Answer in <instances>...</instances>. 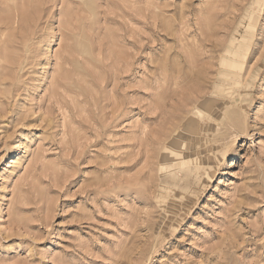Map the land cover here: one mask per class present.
<instances>
[{
  "label": "rangeland",
  "instance_id": "374dc122",
  "mask_svg": "<svg viewBox=\"0 0 264 264\" xmlns=\"http://www.w3.org/2000/svg\"><path fill=\"white\" fill-rule=\"evenodd\" d=\"M0 264H264V0H0Z\"/></svg>",
  "mask_w": 264,
  "mask_h": 264
},
{
  "label": "bare ground",
  "instance_id": "6f19581e",
  "mask_svg": "<svg viewBox=\"0 0 264 264\" xmlns=\"http://www.w3.org/2000/svg\"><path fill=\"white\" fill-rule=\"evenodd\" d=\"M15 11L17 13V10H15ZM239 55H240V53L237 52V51L231 52V56L232 57H228V56L226 57V55H225V57H224V59L222 61L224 69L221 70V77H222V79H224V81L225 80L226 81L230 80L231 83H237V81L233 80V76L234 77L236 76L235 69L236 68H240V70L243 69V61L242 60L240 61L238 59ZM230 85H232V84H230ZM226 87H227V85H226ZM227 88L224 89V90L226 91ZM170 133H171V131H170ZM170 155L173 157L175 162L172 163V165H170V166L169 165H164L163 168H165V169L171 168L170 169L171 170V174L174 176L175 181L181 180L183 177L190 178L189 176L191 175V173L193 171H195V169H193L190 166L191 159L190 158L189 159L185 158L182 152L181 153L179 152V154H178V153H174V151H172L170 153ZM13 162H14V160H13ZM177 171L181 172L182 176L178 175L176 173Z\"/></svg>",
  "mask_w": 264,
  "mask_h": 264
}]
</instances>
